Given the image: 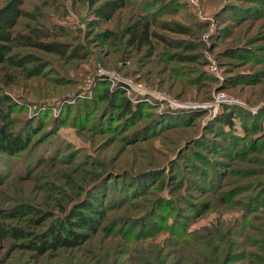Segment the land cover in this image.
Returning a JSON list of instances; mask_svg holds the SVG:
<instances>
[{
  "label": "rangeland",
  "instance_id": "rangeland-1",
  "mask_svg": "<svg viewBox=\"0 0 264 264\" xmlns=\"http://www.w3.org/2000/svg\"><path fill=\"white\" fill-rule=\"evenodd\" d=\"M100 1L21 0L39 12L14 28L38 22L82 57L31 49L40 73L3 87L13 128L32 132L27 150L0 152V221L25 225L29 214L12 212L21 201L68 205L76 192L61 172H73L83 188L72 199L90 192L106 205L101 226L40 255L0 236V264H264V0H126L106 21L93 15ZM150 13L190 34L161 30L176 43L149 53L122 35L96 39ZM121 90L140 114H114ZM225 106L248 129L212 132ZM85 169L103 174L82 182Z\"/></svg>",
  "mask_w": 264,
  "mask_h": 264
},
{
  "label": "trees",
  "instance_id": "trees-1",
  "mask_svg": "<svg viewBox=\"0 0 264 264\" xmlns=\"http://www.w3.org/2000/svg\"><path fill=\"white\" fill-rule=\"evenodd\" d=\"M125 1H100L93 9L94 18L103 21L111 19L113 14L125 5ZM20 4L21 0H6L0 5V152H6L8 154L25 151L30 147L31 139L28 134L32 132V128L29 127L28 132L26 131L24 133L19 129L13 128L8 109L15 107V105L11 98L4 92L3 87L14 83L20 76L28 78L40 73L41 67L44 66V59L31 49L40 50L46 54L55 55L62 59L82 57L81 50H77L76 47L68 45L67 42L56 40L53 37L51 38L53 36L51 30L38 22L31 23L26 21L23 27L14 28L19 17L36 21V15L39 12L36 6L24 9ZM161 30L185 35L190 34L187 25L172 21L168 18L158 19L155 13H150L148 16L138 15L129 19L122 25L119 33L112 28L103 27L96 34V39L98 38L99 42H109L118 39L119 35H122L126 46L135 51L141 50L149 53L152 52L155 42H159L163 46H172L176 43L172 37H167ZM71 47H74V49H71ZM17 48H21L22 51H17ZM251 53L253 57L256 55L254 52ZM252 55L247 57L244 53H240L239 58H250ZM112 104L116 110L114 114H119L120 116L123 113L135 116L137 113L140 114L142 108H144V105L140 102L131 103L122 90ZM157 120L160 121V119ZM213 121L221 123L225 129H221ZM166 124L168 122H164L163 125ZM236 124H239L241 132H244L245 128L248 129L246 127L247 125L243 124L241 118L225 106L213 116V120L208 127L211 128L212 132L217 131L219 132L218 134L226 136L225 132L229 129L234 133ZM131 132L130 135L134 136V133ZM136 133H140L139 130ZM234 136L239 135L233 134ZM38 140L40 141V139ZM227 140L229 141L228 138ZM212 144L208 146L210 148H217ZM223 148L222 146L219 150L224 152L225 150ZM37 157L39 158L40 155ZM84 172L87 174L77 170L76 174L77 177H81L82 182L90 178L91 180H98L103 174H101L102 171L96 173L92 169H85ZM73 175H75L73 172H61L64 184L72 186L76 192L75 195L70 196L71 202L68 205L63 202V199H60L62 203L59 200L54 203L56 209H47L40 205H33L30 202L21 201L17 207L12 206V212L18 216L29 214L28 217L23 219L25 225L5 220L0 221V236L13 239L14 246L29 248L40 255L60 247L72 248L78 246L92 233L98 231L102 223L106 205L101 203V199L97 194L93 195L91 193L95 198L94 200L98 202L94 203L93 200L87 197L90 195V192L86 194V197L82 196L72 199L79 196V192L83 188L81 183ZM63 194L68 197L65 191H63ZM203 208H206V206L203 205ZM84 209L90 210L96 213V215L86 213Z\"/></svg>",
  "mask_w": 264,
  "mask_h": 264
}]
</instances>
